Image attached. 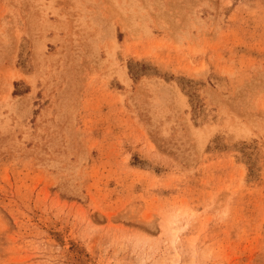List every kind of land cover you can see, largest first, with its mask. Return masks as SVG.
I'll list each match as a JSON object with an SVG mask.
<instances>
[{
	"label": "rangeland",
	"instance_id": "374dc122",
	"mask_svg": "<svg viewBox=\"0 0 264 264\" xmlns=\"http://www.w3.org/2000/svg\"><path fill=\"white\" fill-rule=\"evenodd\" d=\"M0 264H264V0H0Z\"/></svg>",
	"mask_w": 264,
	"mask_h": 264
}]
</instances>
